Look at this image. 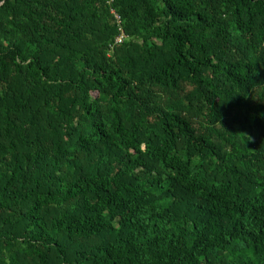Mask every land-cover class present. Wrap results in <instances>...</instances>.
Wrapping results in <instances>:
<instances>
[{
  "label": "trees",
  "instance_id": "1",
  "mask_svg": "<svg viewBox=\"0 0 264 264\" xmlns=\"http://www.w3.org/2000/svg\"><path fill=\"white\" fill-rule=\"evenodd\" d=\"M0 264H264V0H0Z\"/></svg>",
  "mask_w": 264,
  "mask_h": 264
},
{
  "label": "built area",
  "instance_id": "2",
  "mask_svg": "<svg viewBox=\"0 0 264 264\" xmlns=\"http://www.w3.org/2000/svg\"><path fill=\"white\" fill-rule=\"evenodd\" d=\"M116 19H117V21H119L118 17H116ZM123 39H124L123 34H120L118 37H116L115 44H120L123 41Z\"/></svg>",
  "mask_w": 264,
  "mask_h": 264
}]
</instances>
